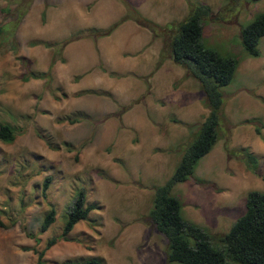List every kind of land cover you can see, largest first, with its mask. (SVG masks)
Wrapping results in <instances>:
<instances>
[{"label":"rangeland","instance_id":"obj_1","mask_svg":"<svg viewBox=\"0 0 264 264\" xmlns=\"http://www.w3.org/2000/svg\"><path fill=\"white\" fill-rule=\"evenodd\" d=\"M46 1L0 0V124L8 125L14 133L12 141L0 140V264H35L46 242L60 235L67 210L80 191L84 206L93 205V209L74 225L67 235L70 241L57 239L44 250L42 264L89 259L99 264H150L152 246L149 242L144 245L146 236L139 233L142 226L145 233L153 229L147 218L153 190L172 175L186 147L180 139L185 126L164 119L162 134L177 133L168 135L171 141L163 154H148L160 163L144 165L140 158L149 148H130L137 134L126 124L139 131L145 110L151 109L192 123L193 116L194 120L207 116V107L196 104V95L193 97L190 89L185 93L188 107L177 110L169 104L174 93L166 88L170 81L176 84L180 80L177 72L183 69L165 59L169 56L166 46L153 68L146 71L125 69L128 63L124 64L116 53H108V48L102 47L103 54L94 50L93 44L96 49L97 40L111 27L88 32V41L61 45L64 40L48 47L51 42H43V38L53 40L56 29L60 31L63 26L55 21L53 24L54 8L46 12L47 26H43ZM118 1L125 13L131 7L157 29L168 27V13L159 0H141L139 12L131 0ZM244 1L245 7L258 2L253 9H264V0ZM245 7L239 12L238 23L244 20L243 13L246 18L252 10ZM69 15L71 20L73 17L70 26L87 24L72 12ZM138 25L152 37L147 28ZM213 25V20L201 22L205 45L221 56L237 57L238 63L231 81L220 88L218 141L197 161L190 177L175 184L170 194L179 200L183 220L212 235L211 244L222 248L216 239L243 213L246 194L264 193V181L260 179L264 170V38L257 42L258 58L242 49H231L232 54L227 55L229 45L241 48L239 36L223 40L219 33L224 28L213 30ZM152 38L162 40L161 36ZM146 54L142 51L126 60L141 62ZM123 70L133 73L111 76L112 71ZM153 77H158L166 90L158 93L163 107L154 93L135 102L139 90L148 87ZM120 138L125 139V145L118 144ZM149 144L147 140L144 146ZM239 148L255 152V173L246 169L242 159L227 153ZM45 177H49V183L43 191ZM50 210L53 221L40 232L42 219ZM164 264L179 263L164 260ZM225 264L238 263L226 259Z\"/></svg>","mask_w":264,"mask_h":264},{"label":"trees","instance_id":"obj_2","mask_svg":"<svg viewBox=\"0 0 264 264\" xmlns=\"http://www.w3.org/2000/svg\"><path fill=\"white\" fill-rule=\"evenodd\" d=\"M185 1L188 6L186 17L181 22L168 25L163 31L141 18L131 7H128L122 18L143 25L151 32L152 37L161 36L171 60L184 70L185 76L193 78L198 83L208 110L207 116L197 125L190 142L180 154L170 178L154 188L152 206L147 218L153 230L165 239L166 263L225 264V260L229 259L238 264H264V193L250 191L246 194L243 213L236 218L225 234L216 239L222 244V248H216L211 244L214 240L212 235L182 219L180 202L170 194L175 184L190 177L197 161L207 154L218 140L217 131L221 124L222 107L220 88L231 81L238 63L237 57L221 56L207 47L202 40L201 22L204 19H223L224 14L233 10L231 5L226 4L214 17L207 6L191 0ZM238 36L242 51L251 57H257L259 55L257 42L264 36V13L256 14L241 26ZM66 43L67 41L61 45ZM55 46L56 44L48 45L50 48ZM13 138L14 133L10 127L0 124V140L10 142ZM227 153L242 159L246 169L255 173L257 159L252 152L239 148ZM260 179L264 181V170ZM48 183L49 177H45L42 183L43 191L48 187ZM92 209L93 205L84 206L83 192H78L67 210L60 235L58 238H50L44 250L54 245L57 239L70 241L68 233L78 221L84 220ZM52 221L53 211L50 210L44 215L39 231L44 232ZM44 250L37 254L35 264H42ZM60 264L99 263L89 259L80 262L64 261Z\"/></svg>","mask_w":264,"mask_h":264},{"label":"crops","instance_id":"obj_3","mask_svg":"<svg viewBox=\"0 0 264 264\" xmlns=\"http://www.w3.org/2000/svg\"><path fill=\"white\" fill-rule=\"evenodd\" d=\"M140 1L141 0H137V1L131 0L132 6L135 7L136 10H138V12H139ZM159 1L162 3V7L168 13V20L165 22L167 25H173L178 22H181L186 17L188 13V6L185 0H159ZM191 1L207 6L214 17H215V13L220 11L222 7H224L226 4L231 5V8L233 10L228 12L226 15L225 14L223 15V19L226 18L227 21H222L223 19L213 20L214 23L213 30H216L219 27L224 28L222 30V33H219V35H223L222 36L223 40L230 39V37H236V36L238 37L239 25H243L249 22L258 13H264V9L263 10H259L256 8L253 9L252 6L257 4L258 2L252 5L248 4V6L245 7L244 0H226L224 4H221L220 2L221 0H218L217 3L215 0H191ZM45 5L47 6L42 7L43 16L45 17L43 21V26H47V20L49 14L46 12H48L50 8H54L55 15L54 17H52L53 24L55 25L56 22L62 25L63 28L60 31L56 29V33L54 35L55 37L52 36L53 40L43 38L42 40L43 42H51V44H58L65 40L67 41V44L69 43L75 44L76 42L79 41L81 42L88 41L90 37H87L86 34L90 31H96V30L98 31L102 29H104L103 31H106L108 28L111 27L110 31L107 34H105L104 37L97 40L96 49H95V45L93 44L94 50L97 51L98 49L99 54H103L102 47L108 48L109 49L108 53L110 54L116 53L121 59V61L124 62V64L128 63L127 65H130V66L125 65L124 66L125 69L136 68L144 71L153 68V65L160 56L163 47H165L163 45V40L160 41V39L158 38L150 37V34L146 33L144 31V28L141 29L140 26L136 24L133 20L122 19L125 16V12L123 6L120 5L118 0H48L45 2ZM235 7L238 8V11L236 13L234 12ZM244 7L246 9L251 8L252 10L247 12L246 18H245V13H243L244 20L241 19L243 20L242 23H238L239 12L241 13V11L244 10ZM70 12H72L73 15L76 16L78 21L82 22L83 19L84 21L87 22V24H80L77 27L70 26L68 23H71L73 21V17L72 20L70 19L71 18V15H69ZM100 12L101 15H99ZM203 21H211V20L204 19ZM73 23H75V21ZM232 26L233 29H231ZM75 37H79L77 39L80 40L73 39ZM261 38H264V36ZM204 41L205 40H203V42ZM228 47L229 50L227 52V55L232 54L231 49H233V51H238V52L241 49L239 48L238 45L234 47H230L229 45ZM142 51H146L147 53L146 56L144 57V61L140 62L139 60L134 59L131 61L128 60L127 62L126 60L127 56H133L134 54L137 55V53H140ZM63 55L65 56L66 52H62V56ZM258 57H260V53L256 58ZM63 59H61V61H63ZM165 59H168L169 62L173 63L170 56H168V58L166 57ZM157 70L158 69H156V72L154 74L157 73ZM131 73L133 72L127 70H123L122 72L119 73L112 71L111 76L120 78L121 74H126L125 76H131ZM139 76H140L139 78H141L143 75L140 74ZM177 76L180 78V80L176 84H174V80L170 81L169 87L166 88V90H169L172 93H174V94L171 93L173 95V100L169 104H171L172 106L173 104L174 106H177L175 107V109L177 110L180 109L182 106L188 107V104L186 103L187 96L185 93L187 92V89H190L191 92H193L192 96L195 97L196 95L195 97L196 104L199 105L200 103L201 104L203 103L205 106L203 95L199 88L198 83L197 82L194 83L192 79H190V77L185 76L184 70H178ZM159 81L160 79H158V77L151 78L149 82V86L139 90L137 96H135V98H137L135 102H137V100H139L140 97H143L145 95L148 96L150 94L152 95V93H154L155 98L158 99L159 96L158 93H160L163 90L166 91L163 84L162 85L159 84ZM130 86H133V84H131ZM159 102L163 107L164 105L163 101L159 100ZM138 103H136L135 106L139 105ZM145 112H146L144 113L145 120L142 119V122H140L142 124V127L141 129H139V131L137 129H134L132 125L126 124L128 129L134 130L132 132H135V134H137V136L135 135V137L133 138L135 140L134 145L130 148H134V150L135 149L142 150V147H145V149L147 147L149 148L148 153H146L147 152L146 151L145 152L146 155L141 156L140 158V160L144 165H148L153 162L160 163V161H156L158 159L152 158L153 159L152 160L151 156H149L148 154L150 155H154L156 153H158V155L163 154V152L167 151L166 150L167 145L170 144L171 137L177 133V132H172L168 134H162V128L165 123L164 119H166L165 121L169 120L174 124L180 123L183 126H185V128L182 129V135H180L181 136L180 139L184 141L186 143L185 146H187L194 132L196 131L197 125L200 124L205 118V116L203 115L201 116L200 120L199 119L194 120L196 118L193 116V111H191V115L193 116V118H192V123H190L187 120L183 122L177 116L167 114L164 111L158 109H151L148 112L147 110H145ZM202 113H204V111H202ZM168 135L169 136L172 135V136L169 138ZM147 140L150 142L149 144L150 146L148 145L144 146ZM125 142L126 141L124 138H120L118 140V144L125 145ZM127 148L128 147H126V149ZM252 153L255 154V152L253 151ZM165 156L166 155L164 153L163 158ZM185 204L189 205V203L187 202H185ZM143 227L144 226H142V232L139 231L140 232L139 235L141 236L145 234L144 237L145 236L146 237L143 238L144 245H146L149 242V247L152 246V248H149V253H148L149 255L148 260L151 262L150 264H156L159 262H161V264H164V252L166 247V243L164 239L158 237V235L154 233L153 229H151L149 233L143 232L144 231ZM143 242L141 243L142 245ZM110 256L113 257V254L110 253ZM108 261H110V257H108Z\"/></svg>","mask_w":264,"mask_h":264}]
</instances>
